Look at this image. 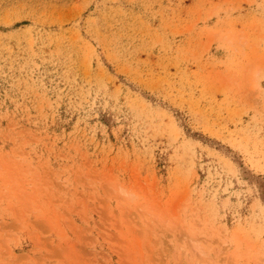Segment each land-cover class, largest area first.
Masks as SVG:
<instances>
[{
    "label": "rangeland",
    "instance_id": "1",
    "mask_svg": "<svg viewBox=\"0 0 264 264\" xmlns=\"http://www.w3.org/2000/svg\"><path fill=\"white\" fill-rule=\"evenodd\" d=\"M0 264H264V0H0Z\"/></svg>",
    "mask_w": 264,
    "mask_h": 264
}]
</instances>
